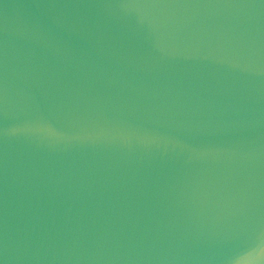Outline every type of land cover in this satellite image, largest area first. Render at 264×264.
<instances>
[{
	"label": "water",
	"instance_id": "95a60500",
	"mask_svg": "<svg viewBox=\"0 0 264 264\" xmlns=\"http://www.w3.org/2000/svg\"><path fill=\"white\" fill-rule=\"evenodd\" d=\"M0 264H264V0H0Z\"/></svg>",
	"mask_w": 264,
	"mask_h": 264
}]
</instances>
